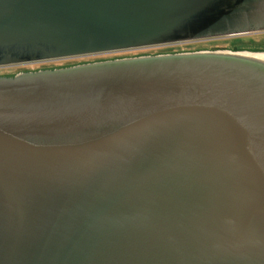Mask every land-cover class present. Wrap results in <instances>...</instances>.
I'll use <instances>...</instances> for the list:
<instances>
[{"label": "water", "instance_id": "obj_1", "mask_svg": "<svg viewBox=\"0 0 264 264\" xmlns=\"http://www.w3.org/2000/svg\"><path fill=\"white\" fill-rule=\"evenodd\" d=\"M264 29V0H0V66ZM0 264H264V50L0 77Z\"/></svg>", "mask_w": 264, "mask_h": 264}, {"label": "rangeland", "instance_id": "obj_2", "mask_svg": "<svg viewBox=\"0 0 264 264\" xmlns=\"http://www.w3.org/2000/svg\"><path fill=\"white\" fill-rule=\"evenodd\" d=\"M231 48V49H249V50H264V29L250 31L242 34L232 36H222L211 39H201L188 41L184 43L141 47L135 49H124L109 52H102L79 57H69L60 60H47L37 62H26L9 64L0 66V75L11 73H22L27 71H36L38 69H50L53 67L59 68L63 65L75 64L81 61H94V60H111L125 57H134L142 55H156L164 53H172L200 48Z\"/></svg>", "mask_w": 264, "mask_h": 264}, {"label": "trees", "instance_id": "obj_3", "mask_svg": "<svg viewBox=\"0 0 264 264\" xmlns=\"http://www.w3.org/2000/svg\"><path fill=\"white\" fill-rule=\"evenodd\" d=\"M100 61H104V60H94V61H91V62L90 61H81V62H77L75 64L63 65V66H61L59 68H65V67L74 66V65H78V64H85V63H92V62H100ZM53 69H58V68L53 67V68H50V69H43V70H53ZM39 70H41V69H38L36 71H39ZM27 72H35V70L34 71H27ZM14 75H15V73L4 74V75L2 74V75H0V77H13Z\"/></svg>", "mask_w": 264, "mask_h": 264}]
</instances>
